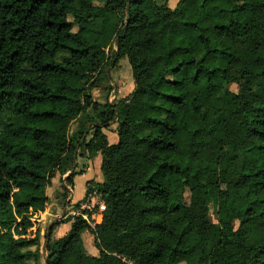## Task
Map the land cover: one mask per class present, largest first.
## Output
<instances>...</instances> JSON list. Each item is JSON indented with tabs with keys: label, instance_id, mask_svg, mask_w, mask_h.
<instances>
[{
	"label": "trees",
	"instance_id": "16d2710c",
	"mask_svg": "<svg viewBox=\"0 0 264 264\" xmlns=\"http://www.w3.org/2000/svg\"><path fill=\"white\" fill-rule=\"evenodd\" d=\"M123 58L135 89L111 106L109 145L85 83ZM89 110L104 182L81 203L96 192L110 214L94 229L82 214L52 242L56 222L42 261L34 216ZM128 263L264 264V0H0V264Z\"/></svg>",
	"mask_w": 264,
	"mask_h": 264
},
{
	"label": "crops",
	"instance_id": "0c3cea01",
	"mask_svg": "<svg viewBox=\"0 0 264 264\" xmlns=\"http://www.w3.org/2000/svg\"><path fill=\"white\" fill-rule=\"evenodd\" d=\"M156 4L158 6H164L168 9L174 10L176 9L178 3L180 0H155ZM113 53L116 52V45L114 44ZM127 60V58H123L119 61V63L116 65V67H125L127 72L131 75V67L128 65L121 66L120 62L122 60ZM129 64V62H128ZM132 72V71H131ZM133 77V76H132ZM134 81V80H133ZM132 82V80H131ZM133 91L135 89V84H132ZM133 91L121 98L122 100H125L130 97V95L133 93ZM93 92V91H92ZM91 92V93H92ZM121 92V91H119ZM118 98V94H115V98ZM98 102L97 100H94ZM100 103V102H98ZM117 103V102H115ZM103 108H99V111ZM93 117L94 122H88L85 125V128L83 129L84 122H82L83 117ZM101 125V121L94 115V113L89 110L84 115H81L76 121L73 122L70 129V138L73 141V137L76 135V153L74 155V161L73 164L70 167H67L61 171H58L55 173V177L51 182V186L47 188L46 195L49 200V204L45 212H37L35 213V220L38 223V227L42 229L43 225L50 226L53 222H60V224L55 228L53 233L51 234V241L55 242L57 240L62 239L66 235L69 234L71 231L74 219L82 214H84L87 219L88 223L91 228H95L97 225L101 224L103 221L104 215H106V212H109L108 208L104 204L103 201H101V198L97 196L96 192H93L89 195V198L86 199L89 201L92 197L94 198V207L92 209L88 206H86L85 203H81L87 193V183L94 182V183H103L104 177L101 172L102 167V155L101 153H97V155L93 158H91L85 149V145L90 141L92 138L93 130H90L91 127ZM116 126V127H114ZM114 126H109L107 124L106 127L102 129L104 135L107 137V142L109 145H116L118 143L117 137H118V124ZM90 130V131H89ZM113 130L114 132L110 134L107 133V131ZM117 134V137L114 136ZM111 137V139H110ZM80 161L85 163H81ZM87 172H93L95 175H90V177H87ZM74 174L72 183H71V190L72 194L69 195L68 198H65L64 192H63V184L66 183V179ZM84 179L85 188L83 189L82 194L74 200V193L76 188V180L77 179ZM63 185V186H62ZM80 205L78 208L77 205ZM101 208V210L98 212V209ZM89 209V210H88ZM82 240L85 246V249L87 253L92 257H99V251L97 250L95 246V238L94 236L86 231L82 235Z\"/></svg>",
	"mask_w": 264,
	"mask_h": 264
},
{
	"label": "rangeland",
	"instance_id": "374dc122",
	"mask_svg": "<svg viewBox=\"0 0 264 264\" xmlns=\"http://www.w3.org/2000/svg\"><path fill=\"white\" fill-rule=\"evenodd\" d=\"M113 47H114V43L112 44L110 52H109V54H110L109 55L110 56L109 61H112V59L114 57V53L112 52ZM64 56H68V54L63 53V52H59L57 54V60L60 62L61 58ZM120 64H121V66H123V65L129 66L128 61L126 59L122 60L120 62ZM130 73H131V75L127 72L125 67L105 66L101 70L100 73L94 74L93 76H91L89 82L85 83V87L88 89V93L93 98V100H97L98 102H100V105L98 108H104L103 109L104 115L102 116L103 119L101 120L102 123L107 122V124H109V126H114L117 124L116 123L117 120L110 117L111 116L110 112L112 110L111 106H113L115 104V102H117V101L122 102L121 98L129 95L133 91L132 84H134V81H133V77H132V72L130 71ZM131 80H132V82H131ZM92 84H94L95 88H94L93 92L91 93L92 90H89V88ZM262 85H263V81H259L257 83V85L254 87V92L257 94L260 93ZM228 88L231 92H234V93H237L239 90L237 85H230ZM119 91H121V92H119ZM115 94L116 95L118 94V98L117 97L115 98ZM92 121H93V117H90V116L89 117H87V116L83 117L82 118V122H84L83 129L85 128V125L88 122H92ZM114 127H116V126H114ZM113 132H114L113 130H111V132L107 131L109 136ZM114 136L117 137V134H115ZM110 139H111V137H110ZM117 141H118V137H117ZM71 142L74 145L78 144L76 142V135L73 137V141L71 140ZM71 158L72 157H67L65 164L72 165L73 161H74V157H73V160ZM81 163H85V161H83V162L80 161V165H81ZM87 175H88L87 177H90V175H95V173L87 172ZM67 185L71 187V184H67ZM84 188H85L84 179L78 178L76 180L74 200L77 199L82 194ZM63 192H64L65 198H68L69 194H68L67 189L64 186H63ZM97 196L99 198L98 194H97ZM188 197L189 196L186 195L187 201H188ZM84 203L86 205L90 206V199H89V201L86 200ZM104 208H107V206ZM96 210H98V212H99L101 210V208L98 207V209H96ZM217 212H218V206H217L216 202H212L210 204L209 220L213 224H219ZM106 214L109 215L110 213L106 212ZM232 225H233L235 230H237L239 227V223L237 221H232ZM48 227L49 226L46 227V225H43L42 229H41V238H42L41 257L43 258L42 261H44V259L46 258V256H45L46 253H45L44 247L46 245L45 237L47 234ZM128 264H131V263H128Z\"/></svg>",
	"mask_w": 264,
	"mask_h": 264
},
{
	"label": "built area",
	"instance_id": "2783aa9c",
	"mask_svg": "<svg viewBox=\"0 0 264 264\" xmlns=\"http://www.w3.org/2000/svg\"><path fill=\"white\" fill-rule=\"evenodd\" d=\"M64 185V187L67 189V191H68V194L70 195V194H72V190H71V188H70V186H68L67 184H63ZM93 200H94V198H91L90 199V206H88V205H86V206H88V207H90L91 209H92V207H94V202H93ZM89 210V209H88ZM85 219H87V217L85 216ZM88 220V219H87Z\"/></svg>",
	"mask_w": 264,
	"mask_h": 264
},
{
	"label": "water",
	"instance_id": "95a60500",
	"mask_svg": "<svg viewBox=\"0 0 264 264\" xmlns=\"http://www.w3.org/2000/svg\"><path fill=\"white\" fill-rule=\"evenodd\" d=\"M54 224H55V222H53L52 224H50V226L48 227V230H47L48 236H50V232H51V229H52V227H53ZM45 260H46V258H45Z\"/></svg>",
	"mask_w": 264,
	"mask_h": 264
}]
</instances>
